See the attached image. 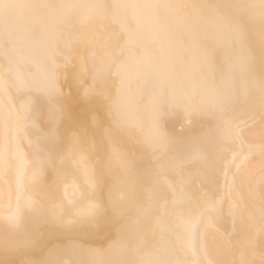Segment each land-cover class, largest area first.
Returning <instances> with one entry per match:
<instances>
[{
    "label": "bare ground",
    "instance_id": "1",
    "mask_svg": "<svg viewBox=\"0 0 264 264\" xmlns=\"http://www.w3.org/2000/svg\"><path fill=\"white\" fill-rule=\"evenodd\" d=\"M0 264H264V0H0Z\"/></svg>",
    "mask_w": 264,
    "mask_h": 264
},
{
    "label": "rangeland",
    "instance_id": "2",
    "mask_svg": "<svg viewBox=\"0 0 264 264\" xmlns=\"http://www.w3.org/2000/svg\"><path fill=\"white\" fill-rule=\"evenodd\" d=\"M215 54H218V52H216ZM35 95H36V100L34 101L33 108L36 109V111L38 110V111H37V112H38L37 114H39V112H41L40 109H39V107L42 106L41 104H43V101L41 100V98H38V97H37L38 92L35 93ZM40 96H41V94L39 95V97H40ZM42 96H43V94H42ZM42 99H43V97H42ZM43 100H44V99H43ZM41 102H42V103H41ZM175 104H176V103H175ZM40 105H41V106H40ZM172 105H173V104H172ZM175 106H176V105H175ZM173 107H174V106H173ZM173 107H172V108H173ZM42 108H43V106H42ZM42 108H41V110H42ZM176 108H177V107H176ZM176 108H174V110H173L172 112H170V113H172V115H171L170 113H169L170 115H169V114H168V115H167V114L165 115V112H164V116L161 115V114H160V116H159V114H158V117H159L158 119H160V122H161V123H162V122L164 123V124H161V125H163V127H165L164 129H167V130L170 131V129L173 128V127H172L173 125H172L171 127H170L169 125H171V122H172V123L174 122V121H173V118L177 119L176 117H178V116H179L178 114H180V112H181V111L179 110V108H177V109H176ZM166 111H167V110H166ZM175 111H176V112H175ZM174 112H175V113H174ZM167 113H168V112H167ZM173 113H174V114H173ZM206 113H207V112H204V114H203V113L200 114V112H199L198 115H197V114H193V115H192L193 117L191 116V117H192V121H191V123H192V122H195V121H196L197 123H196V122L193 123V124H192V127H191V124H190V127L187 126L185 129H187L188 131H190V129L192 128L191 131H194V130H197V128H200L202 122L205 120L204 118H207L206 115H205ZM208 114H209V113H208ZM208 114H207V115H208ZM173 116H174V117H173ZM196 116L199 117V118H197ZM201 116H202V117H201ZM40 117H41V115H38L36 118H37L38 120H40ZM170 117H172V118H170ZM195 117H196V118H195ZM166 119H167V120H166ZM175 119H174V120H175ZM193 119H194V120H193ZM198 119H199V120H198ZM165 120H166L168 123H169V122H170V123L167 125V122H165ZM169 120H170V121H169ZM211 120H212V119H211ZM211 122H212V121H211ZM208 124H209V122H208ZM166 125H167V126H166ZM199 125H200V126H199ZM168 126H169V127H168ZM196 126H197V127H196ZM188 128H189V129H188ZM177 129H178V127L176 128V130H177ZM185 129H184L183 131H185ZM164 131H166V130H164ZM166 132H167V131H166Z\"/></svg>",
    "mask_w": 264,
    "mask_h": 264
}]
</instances>
